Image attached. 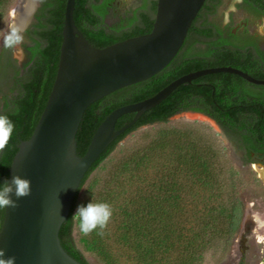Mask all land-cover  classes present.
Returning <instances> with one entry per match:
<instances>
[{
  "label": "trees",
  "instance_id": "1",
  "mask_svg": "<svg viewBox=\"0 0 264 264\" xmlns=\"http://www.w3.org/2000/svg\"><path fill=\"white\" fill-rule=\"evenodd\" d=\"M113 0H75L73 20L88 43L104 48L127 38L147 34L155 17L156 0H145L133 11L125 23L107 26L103 19ZM14 0H0V28ZM34 22L25 30L31 44L25 49L27 60L20 69L12 57V47L0 46V114L8 116L15 129L6 149L0 153V182L8 178V169L21 142L29 139L52 89L59 60L63 16L66 0H39ZM200 9L193 19L185 39L173 59L157 74L147 80L121 88L89 105L75 134L76 154L82 156L100 122L115 108L151 97L176 78L200 69L245 65L246 56L232 49L219 47L207 41L206 54L191 53L202 34L199 23ZM203 35H209L204 31ZM248 74L264 79V71ZM181 112H194L212 119L224 137L239 155L243 165L252 156H264V85H254L231 73L206 74L175 88L164 100L145 111L137 121L116 137L96 159L82 178L70 211L58 230L60 245L80 264H89L76 248L73 237V210L77 195L90 175L114 150L116 145L136 129L155 123H165ZM133 114L120 116L115 128L128 123ZM173 147L165 141L149 146L143 158L132 161L135 169H144L154 153L168 152ZM211 152L191 148L179 159L171 174L193 177L195 183L210 173ZM129 163L121 164L120 172ZM145 165V166H144ZM205 186L208 183H203ZM156 195H148L145 204L135 206L123 214L120 239L143 259L144 264H194L213 242L222 241L228 247L237 233L243 215V205L236 198L217 208H208L205 214L189 215L182 222L190 225L186 231L178 228V213L184 198L177 192L176 183L160 184ZM210 186V185H209ZM106 198V196H105ZM105 202L107 200L105 199ZM108 203V202H107ZM226 204V205H225ZM4 209H0V227ZM99 229L89 234L87 246L95 254L105 256V264H114L104 249Z\"/></svg>",
  "mask_w": 264,
  "mask_h": 264
},
{
  "label": "water",
  "instance_id": "2",
  "mask_svg": "<svg viewBox=\"0 0 264 264\" xmlns=\"http://www.w3.org/2000/svg\"><path fill=\"white\" fill-rule=\"evenodd\" d=\"M74 2L65 3L52 89L29 139L19 144L8 169V178L17 174L28 178L32 188L30 196L17 201V208L4 209L0 227V248L8 256H15L16 264H80L60 245L58 230L82 178L116 137L179 85L213 73H231L249 83L264 85V79L229 66L189 72L151 97L112 110L93 132L84 154L78 156L75 134L85 109L161 71L178 52L204 0H156L149 33L104 48L91 46L76 27ZM131 113L132 119L116 129L117 119Z\"/></svg>",
  "mask_w": 264,
  "mask_h": 264
},
{
  "label": "rangeland",
  "instance_id": "3",
  "mask_svg": "<svg viewBox=\"0 0 264 264\" xmlns=\"http://www.w3.org/2000/svg\"><path fill=\"white\" fill-rule=\"evenodd\" d=\"M29 2L35 4L34 13L37 12L39 0H14L8 9L5 22L0 28V46L12 30V11L17 4L24 6ZM144 2L113 0L106 9L104 24H125L132 17L133 11ZM17 11L18 14L24 13L20 7ZM260 26L256 24L257 29ZM20 33L23 40L12 47V57L21 69L27 60L25 48L31 42L24 32ZM204 49L205 46L196 45L191 53H200ZM162 141L168 142L173 148L168 152L154 153L144 169H135L131 165L136 157L137 160L143 158L149 146ZM192 147L209 150L212 154L208 164L210 173L198 177L197 183L193 177L171 174V169L178 165L182 156L190 153ZM124 163H129L128 168L120 172V166ZM171 182L177 184V192L184 198L178 213L181 218L178 228L182 231L194 224L182 222L189 215L205 214L209 207L217 208L221 203L234 198L243 205L240 226L230 245L226 247L222 241L213 242L194 264H264V244L257 243V236H264V227L258 224V221L264 222V156H252L251 162L243 165L215 122L199 113L181 112L165 123L142 126L128 134L90 173L78 192L73 216L79 205L91 201L105 202L106 199L113 209V215L100 239L110 260L114 264H144L143 259L120 239V222L125 212L145 204L150 193L155 196L160 184ZM204 182L208 185L205 186ZM199 227L197 222L193 225L195 229ZM72 237L76 248L89 264H105V256H99L88 248L89 236L80 233L77 220H73Z\"/></svg>",
  "mask_w": 264,
  "mask_h": 264
},
{
  "label": "flooded vegetation",
  "instance_id": "4",
  "mask_svg": "<svg viewBox=\"0 0 264 264\" xmlns=\"http://www.w3.org/2000/svg\"><path fill=\"white\" fill-rule=\"evenodd\" d=\"M200 10L201 41L193 45L205 46L200 54H206V42L213 41L247 57L245 65L229 67L247 74L264 71V0H204ZM256 24L261 26L257 29ZM206 30L209 35H203Z\"/></svg>",
  "mask_w": 264,
  "mask_h": 264
},
{
  "label": "clouds",
  "instance_id": "5",
  "mask_svg": "<svg viewBox=\"0 0 264 264\" xmlns=\"http://www.w3.org/2000/svg\"><path fill=\"white\" fill-rule=\"evenodd\" d=\"M23 40V36L18 28H12L10 34L5 38V46L13 47ZM15 125L13 121L6 115L0 114V153L8 146ZM31 180L20 175H13L5 178L0 182V209H15L18 207L17 201L21 198L31 195ZM15 197V199H13ZM113 209L107 202L93 203L92 201L86 205H79L72 217L78 221V228L81 234L87 236L97 229L100 230L99 235H103V230L107 227ZM260 227H264V222L258 221ZM257 243L264 244V236H257ZM0 264H16L15 256H8L6 250L0 248Z\"/></svg>",
  "mask_w": 264,
  "mask_h": 264
},
{
  "label": "bare ground",
  "instance_id": "6",
  "mask_svg": "<svg viewBox=\"0 0 264 264\" xmlns=\"http://www.w3.org/2000/svg\"><path fill=\"white\" fill-rule=\"evenodd\" d=\"M22 9V13L18 14L17 8ZM16 9L14 11H12L11 13V23H10V27L11 28H18L19 30H21L23 27L27 26L33 18V14H34V10H35V4L33 2H29L26 3V5H20L17 4V6L15 7ZM261 174L263 175V172H261Z\"/></svg>",
  "mask_w": 264,
  "mask_h": 264
}]
</instances>
